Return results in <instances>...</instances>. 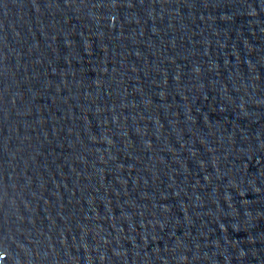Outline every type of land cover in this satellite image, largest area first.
<instances>
[{
	"label": "water",
	"instance_id": "obj_1",
	"mask_svg": "<svg viewBox=\"0 0 264 264\" xmlns=\"http://www.w3.org/2000/svg\"><path fill=\"white\" fill-rule=\"evenodd\" d=\"M0 264H264V0H0Z\"/></svg>",
	"mask_w": 264,
	"mask_h": 264
}]
</instances>
